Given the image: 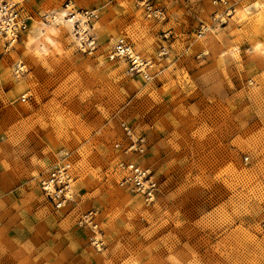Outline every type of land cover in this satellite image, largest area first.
<instances>
[{"label":"rangeland","instance_id":"374dc122","mask_svg":"<svg viewBox=\"0 0 264 264\" xmlns=\"http://www.w3.org/2000/svg\"><path fill=\"white\" fill-rule=\"evenodd\" d=\"M25 4L27 30L0 39V264H264V0ZM121 38L142 69L112 56ZM67 153L57 207L41 180ZM124 161L152 170L153 201Z\"/></svg>","mask_w":264,"mask_h":264},{"label":"built area","instance_id":"2783aa9c","mask_svg":"<svg viewBox=\"0 0 264 264\" xmlns=\"http://www.w3.org/2000/svg\"><path fill=\"white\" fill-rule=\"evenodd\" d=\"M26 1L0 0V39L3 38L8 44L17 42L28 28L30 16L27 13ZM113 51L112 56L128 57L137 68L142 69L146 63L125 39H119L115 43ZM121 126L127 136H133L132 129L127 122H122ZM126 148V150L142 151L143 139L130 142ZM120 166L121 170L124 171L123 183L141 193L147 202L153 201L158 183L152 170L134 161L121 162ZM70 168L71 163L67 153L63 155V160L54 164L41 180L42 189L57 207L75 201V192L72 188L73 177ZM81 223H86L97 229L92 211L86 212L82 216ZM95 243L98 244L99 242L95 241Z\"/></svg>","mask_w":264,"mask_h":264},{"label":"bare ground","instance_id":"6f19581e","mask_svg":"<svg viewBox=\"0 0 264 264\" xmlns=\"http://www.w3.org/2000/svg\"><path fill=\"white\" fill-rule=\"evenodd\" d=\"M66 11L62 12L61 18L64 17ZM60 19V17H59ZM73 24L70 19V25ZM58 27L53 25H47L46 23H41L38 28V31H34V34H30L29 43L31 46H35L40 51L46 53L50 46L56 45V38H54Z\"/></svg>","mask_w":264,"mask_h":264}]
</instances>
